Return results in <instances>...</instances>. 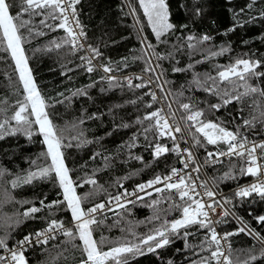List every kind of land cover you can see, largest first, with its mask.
I'll return each mask as SVG.
<instances>
[{
    "label": "trees",
    "instance_id": "obj_1",
    "mask_svg": "<svg viewBox=\"0 0 264 264\" xmlns=\"http://www.w3.org/2000/svg\"><path fill=\"white\" fill-rule=\"evenodd\" d=\"M19 2L11 0L16 6L14 12L19 10ZM167 3L175 29L162 38L165 41L162 43L155 39L139 0H80L75 8L85 29L86 46L88 49L89 46L97 48L101 53V67L94 66L91 73L82 65L81 54L73 52L72 46L64 43L68 39L67 33L58 27V19L48 17V9L43 10V15L25 14L23 17L31 20V32L22 29L25 55L48 105L49 117L63 137L61 150L74 183L79 185L76 192L82 197L90 193L83 201L85 209L116 196L123 188L128 190L147 184L149 180L167 176L172 168L181 166V155L175 151L159 157L154 155L152 145L157 142L173 148L174 142L170 138L157 139L153 129L145 139L143 129L149 122L137 123L138 118L142 119L156 108L148 93L152 87L161 89L156 78L161 72V81L180 117L186 115L180 105L191 103L194 108L204 110L203 119L220 122L249 139L259 140L264 136V119L255 106H264V98L258 94L246 96L223 105L219 110L210 109L209 105L222 101L207 90L213 86V81L206 79L208 76L216 77V84L221 89L231 90L230 84L219 81L218 71L239 58L261 61L257 71L264 72V0H255L251 9L247 5L252 0H167ZM42 19L53 27L41 24ZM190 35L197 38L191 41L196 44L195 49L187 47ZM204 35L211 39L197 43ZM142 38L154 46L155 53L165 58L157 60L152 54L153 49H148ZM53 42L60 43L61 47L56 48ZM221 48L227 50L219 55H210V52H220ZM149 63L155 72L145 71ZM105 65L113 69L109 75L100 70ZM177 68L182 71H174ZM17 72L10 52L0 46V108L5 109L0 113V119L10 117L16 101L23 100ZM197 75L201 78L199 84L194 82ZM109 76L116 77V80L110 82ZM138 76L144 78L143 82L151 79L152 84L136 88L137 83H142L136 79ZM128 77L132 78V87L128 86ZM249 83L264 88V77H254ZM149 103L151 108L147 107ZM254 116L256 119L252 126H246L244 121L252 120ZM196 136L201 144L197 145L192 140L202 162L208 160V152L213 150L215 154L218 151L216 146H224L221 142L207 144L199 133ZM134 137L135 143L131 146ZM43 152H46V145L40 134H34L31 139L22 133L5 135L0 139V170L4 171L0 176V236L6 237L9 247H15L26 235L47 228L52 219L63 221L66 227L74 224L66 204L51 208L40 204L41 200L45 205L63 200L62 189L56 179L34 178L31 183L21 180L17 187H12L11 182L17 177L24 178L30 171H35L37 165L50 163V157H40ZM247 166L240 157L225 160L219 165L209 164L206 169L216 186L231 191L255 177L240 174V168ZM228 172L232 173V178L225 177ZM87 179H95L97 185L85 183ZM155 188L143 192L140 195L142 199L136 196L125 208L98 213L96 218L102 223L94 226V237L97 241L104 239L101 246L105 251L126 242L138 243L163 222L170 225L182 217L183 202L179 200L178 193L167 189L158 193ZM228 196L235 216L226 217L219 227L222 233H237L228 238L233 257L243 260L250 249L259 257V241L247 232H238L241 223L237 218L248 229L264 236V223L256 219L264 215V199L255 194L247 198H237L232 193ZM153 201L159 203L154 205ZM33 206L41 208V211L24 217L22 213ZM184 231L181 229L179 234L171 235L170 243L155 252H148L147 246H142L143 254H125L128 264H168L169 261L171 264H193V261L200 264L202 258L210 255L199 247L208 230L190 227L187 231L191 235L186 238ZM65 239L62 236L47 245L30 247L24 252L28 264H76L81 259V251L64 244ZM3 252L0 249V254ZM255 264H264V259L258 258Z\"/></svg>",
    "mask_w": 264,
    "mask_h": 264
},
{
    "label": "snow or ice",
    "instance_id": "obj_2",
    "mask_svg": "<svg viewBox=\"0 0 264 264\" xmlns=\"http://www.w3.org/2000/svg\"><path fill=\"white\" fill-rule=\"evenodd\" d=\"M80 0H20L19 10L13 11L16 7L11 0H0V46L4 51L10 52L12 59L15 62L16 70L19 73V80L22 84L23 89V100L16 101L13 106L14 111L12 115L5 116L0 119V139H3L5 135H15L22 133L29 139L34 134H40L43 136V143L46 145V152L40 154V157H50V163L47 166L37 165L35 171H30L26 177H17L13 180L12 187L15 188L21 182L31 183L34 178L46 179L52 177L58 181V186L62 189L63 200L53 201L51 204L45 205L44 201L41 200L40 204L44 207H55L60 204H66L67 208L71 212L72 220L74 224L72 227H66L63 221L52 219L48 223V227L43 231H38L34 234L26 235L23 239L17 242L15 247H9L6 242V237L0 236V249H3L6 254H0V264H28V260L24 254L25 245H31L33 238L37 243L47 245L49 240H55L58 235L64 236L66 239L64 244L69 245L72 248H79L81 251V259L77 264H128V259L125 254H143L142 246H147L148 252H155L159 248H163L170 243V236L179 234L181 229H184V237L191 235L187 231L190 227H197L199 229H207L208 235L205 240L201 242L199 246L201 251H208L209 256L202 258L200 264H255L260 259H264V236L254 230L247 228L243 224L240 218H237V222L241 223L238 232H247L248 235L257 239L261 245L259 257L253 254V250L248 251L247 258L241 260L239 257L234 258L232 255L231 244L228 242V238L232 235L237 234L236 232H225L223 234L218 233L215 224L223 223V219L213 220L210 213L216 212V207L223 209L222 216L228 217L231 213L225 208V204H231L230 200L225 199L224 203L215 200L217 193L208 187L207 181L197 183L198 176L194 179L192 173L180 174V170L176 168L171 169V175L155 177L149 180L147 184L138 185V191L144 192L146 188H152L158 184H164V188H155V191L160 193L165 189L168 191L175 190L179 195V200L183 202L182 217L173 220L170 225L167 221L163 222L159 228H156L153 233L142 238L138 243L126 242L118 247H112L105 251L102 248L104 239L100 241L94 237V226H97L102 221H98L96 214L103 212L106 205L99 203L93 207L85 209L83 207V201L88 198L89 194L80 196L76 192V185L70 175V170L67 167L64 160V153L61 150L63 145V137L59 134L60 130L54 125L52 119L49 117V113L46 110L48 105L46 104L45 98L41 95V92L35 82L32 74V69L29 67L28 57L25 55L23 43L24 36L22 29H27L31 32V20L24 19V15H43V10L48 9V17L53 20H62V23L58 25L59 28L64 29L67 33L68 39L64 43L69 44L73 48L83 47L79 43L80 39L86 36L83 31V27L80 24L79 19L76 17L75 5ZM255 0L249 3L247 7L251 9ZM139 6L143 9V15L147 19L148 25L151 26V30L155 35V39L158 42H165L162 38L168 33L175 29V25L170 21L169 5L167 0H139ZM41 10V11H37ZM134 11V9H133ZM243 11V9H241ZM199 14V10H197ZM264 15V13H262ZM69 16L72 20H69ZM41 24L46 27L52 28L53 26L47 24L46 19L40 21ZM234 30V29H233ZM43 34V33H38ZM211 39L210 36L204 35L199 42H206ZM197 40L194 36H188L187 47L189 49H195L196 44L191 41ZM54 43L56 48H60V43ZM142 43L146 44L148 49H153V55L156 56L157 60L164 59L158 53H155L154 46L142 38ZM227 49L221 48L220 52H210V55L215 56L221 54ZM89 51L98 57L101 55L97 48L89 46ZM171 55V53H169ZM82 60L87 61L86 71L91 73L94 70L92 60L93 57H81ZM261 66V61L252 59H236L234 63L228 65L223 70L218 71V79L220 82H227L231 85V90L228 88L221 89L216 84V77L208 76L207 80L213 81V86L207 90L212 92L214 95L220 97L222 103H216L209 105L210 109L219 110L223 105H227L235 101H240L243 97L253 96L258 94L261 98H264V88L254 86L249 83L252 78L264 77V72H258L257 69ZM192 67V65H189ZM110 66H103L105 73L112 72ZM146 72H155L156 69L149 63L148 67L145 68ZM174 71H182V69H174ZM162 72L157 75L159 80ZM107 79L115 81L116 77L109 76ZM141 80L142 83L136 84V88L146 87L147 83L151 81L143 82L142 76L136 77ZM201 78L197 75L194 77V82L199 84ZM128 86L132 87V78L128 77ZM242 82V83H241ZM243 89V91H241ZM151 95L152 102H156L157 97L155 93H148ZM135 101H133L134 103ZM260 109V117L264 119V106L260 104L255 105ZM148 108L152 107V104L147 105ZM186 115L182 116L181 119L185 121V125L182 128L181 125L176 121L175 112L171 111V105L168 106L169 114L164 113L163 108H158L151 112H148L143 118H138L137 123L143 124L144 121L149 123L144 127L145 139H147V133L156 130V138L168 137L174 142V147L170 149L167 145L161 143H155L154 155L156 157L162 154L168 153L169 151H175L178 154L182 151L186 154L187 161H191L195 165L192 169L193 172L199 173V165L195 164L193 160V153L191 149H180L177 141V133L181 134L185 130L191 134L195 144L200 145L201 140L197 138L196 134L199 133L207 144L216 145L223 142L227 145L226 150L218 151L217 153L208 152V157L215 156L217 159L220 156H237L245 158V162L248 165L246 168H240V174H248L256 177L264 176V163L258 162L264 158V143H252L248 141L246 136L241 135L238 131H232L222 126V123L203 119L205 113L203 109L194 108L191 103H182L180 105ZM5 109L0 108V113H4ZM171 118V122H170ZM256 119L254 116L252 120H245L246 126H252L253 121ZM82 122V121H81ZM127 127V125H125ZM194 129V132H193ZM135 143V137L133 138V145ZM257 149L260 150V155H257ZM38 157L37 159H40ZM95 159V156L93 157ZM139 159V158H138ZM213 162H216L215 160ZM36 164L37 161H32ZM184 169L189 168V163L182 161ZM4 171L0 170V176H3ZM176 177V182L172 181V178ZM226 178H232V173H225ZM85 183L97 185L95 179H87ZM122 186V185H121ZM203 189V191H197V188ZM257 194L260 198L264 199V179L258 180L256 183H252L246 187L240 188L235 196L240 198H247ZM151 195V193H148ZM128 195L137 196L138 199H142L137 195V192L128 193L125 190L121 195L112 197V200L117 202L116 207L125 208L126 203H132L133 201H126V203H120L122 196ZM205 197L208 198L205 201ZM111 203V200L108 201ZM159 203L153 201V204ZM111 211L112 209H108ZM41 211V208L31 207L27 209L22 215L24 217H31L33 214ZM158 218V217H157ZM258 222L264 223V215L256 218ZM79 241L80 243H76ZM191 247V245H186ZM206 246V247H205ZM67 250V249H65ZM171 264V261L168 262ZM193 264L197 262L193 261Z\"/></svg>",
    "mask_w": 264,
    "mask_h": 264
},
{
    "label": "built area",
    "instance_id": "obj_3",
    "mask_svg": "<svg viewBox=\"0 0 264 264\" xmlns=\"http://www.w3.org/2000/svg\"><path fill=\"white\" fill-rule=\"evenodd\" d=\"M75 7H76V5H75ZM76 17H77V14H76ZM69 20L71 21L72 20V17L71 16H69ZM58 22H59V24L60 23H62V20H59L58 19ZM83 27V31L85 32V29H84V26H82ZM79 43L80 44H82L83 45V47H78V48H73L72 47V50H73V52H75V53H80L81 54V57H93V60H92V64H93V67L94 66H96V67H101L100 65H99V63H100V57H101V55L100 56H98V57H96V56H94V54L93 53H91L90 51H89V49H88V47L86 46L87 45V42H86V39H85V37H83V38H81L80 39V41H79ZM80 57V58H81ZM82 65L83 66H85V70H86V66H87V61L86 60H82ZM101 71H103V67H102V69H100ZM104 72V71H103ZM105 73V72H104ZM108 75L110 74V73H107ZM158 74V73H157ZM159 75V74H158ZM148 81H151V79H148ZM159 82H160V88L161 89H158V88H154V87H152V90L150 91V93H155V95H156V97H157V100H156V102H153V105H156V108H155V110L156 109H158V108H163L164 109V113L166 114V115H168L169 114V108H168V106L169 105H171V111L172 112H175V117H176V121L181 125V127L183 128L184 127V125H185V123H183L182 121H181V117L179 116V114L177 113V111H176V109H175V104H174V101L170 98V96H169V92L167 91V88H165V86H164V84H163V82L161 81V78H159ZM137 84H139V83H137ZM150 84H152V83H150ZM142 88V87H141ZM141 88H139V89H141ZM150 96V100H151V95H149ZM152 101V100H151ZM170 122H171V118H170ZM177 135V141L175 142V143H179V145H180V149L181 150H183V149H191V151H192V153H193V160L195 161V164L196 165H199V168H200V171H199V173H195V172H193L192 171V169H193V167L195 166V165H193V163L191 162V161H187V159H186V154L185 153H183L182 151L179 153V155H181L180 156V164H181V166L178 168V170H180V174L181 175H184V174H186V173H189V172H191L192 173V176H193V178L195 179L197 176H198V181H197V183L199 184L200 182H203V181H207V183H208V187H210V188H212V190H214L216 193H217V195H216V197H215V200H217V201H219V202H221V203H224V201H225V199H227V200H229V194L230 193H232V194H234V196H235V193L240 189V188H242V187H246V186H248V185H251L252 183H256V182H258V180H260V179H264V176H262V177H254L253 179H251V181H249V182H246V183H243V184H239V186H237V187H235L233 190H231V191H229V190H224L223 188H221V187H218V186H216V184L214 183V182H212L213 180L211 179V176H209V173H208V171H207V165H209V164H212V163H215L216 165H219V164H222V162H225V160H235V159H238V158H240V157H237V156H220V157H218V159L215 157V156H213V157H208V160H206V161H204V162H202L199 158H198V156H199V152L196 150V147H195V145H194V142H193V140H192V138L190 137V135H189V133L187 132V130H185V132L183 133V138H181V134L180 133H177L176 134ZM263 135H264V129H263ZM165 138H168V137H165ZM248 139V141H250V142H252V143H264V136H263V138H261V139H259V140H253V138H247ZM173 142V141H172ZM221 143H223V142H221ZM224 144V143H223ZM173 147H174V144H173ZM216 148H217V150L218 151H221V150H226V148H227V145L226 144H224V146H216ZM217 151V152H218ZM212 153H213V150L211 151ZM216 152V153H217ZM177 153V152H176ZM178 154V153H177ZM257 155L259 156L260 155V150L259 149H257ZM241 158H243V157H241ZM244 160H245V158H243ZM216 161V162H213V161ZM182 161H185V162H188L189 163V168H187V169H184V164L182 163ZM258 162H260V163H264V158H262V159H260ZM177 169V168H176ZM169 175H171V173L169 174ZM168 176V175H167ZM164 176H161V178H163ZM176 177H173L172 178V181H170V182H176ZM158 186H163L164 187V184H158V185H155L154 187H158ZM149 188H146L145 189V191L144 192H146L147 190H148ZM125 188H123L122 190H120V192H119V194H117V195H121L122 193H124L125 192ZM137 192V195L138 196H140L141 194H143V192H139L138 191V185H136L134 188H132V189H128L127 190V192L128 193H132V192ZM197 191H203V189H201V188H197ZM253 194H255V193H253ZM116 195V196H117ZM255 195H257V194H255ZM113 197V196H112ZM112 197H110L108 200H106L105 202H101V203H104L105 205H106V207H105V209L103 210V212H105V211H109L108 209H115V208H119V207H116V204H117V202L115 201V200H112L111 198ZM115 197V196H114ZM235 197H237V196H235ZM136 198V196H132V195H128V196H126V197H124V196H122V199H121V201H120V203H126V201H131V200H133V199H135ZM237 198H239V197H237ZM205 199V201H207L208 200V198L207 197H205L204 198ZM109 200H111V203H108V201ZM100 203V202H99ZM99 203H97V204H99ZM127 204V203H126ZM225 208H227L229 211H230V216H235L234 214H232V211H231V209H230V204H225ZM222 212H223V209H221L220 207H216V212L215 213H210V215H211V217H212V219L213 220H215V219H220V218H222L223 220L226 218V217H223L222 216ZM99 213V212H98ZM98 213L96 214V216L98 215ZM102 213V212H101ZM215 227H216V230H217V232L218 233H221V234H223L221 231H220V227H219V224H215L214 225ZM48 227V226H47ZM46 228H43V229H41V230H39V231H43V230H45ZM36 232H38V231H36ZM36 232H34V234L36 233ZM34 234H33V236H34ZM60 237H62V235H58L57 236V238L55 239V240H49V242H53V241H56V240H58V239H60ZM228 242L230 243V241L228 240ZM44 245V244H40V243H37L36 242V240H35V238H33V241H32V244L31 245H25V248H24V252H27L29 249H30V247H32V246H34V245ZM4 251V250H3ZM2 254H6L5 252H3ZM77 264V263H76ZM214 264H215V261H214Z\"/></svg>",
    "mask_w": 264,
    "mask_h": 264
},
{
    "label": "rangeland",
    "instance_id": "obj_4",
    "mask_svg": "<svg viewBox=\"0 0 264 264\" xmlns=\"http://www.w3.org/2000/svg\"><path fill=\"white\" fill-rule=\"evenodd\" d=\"M13 63L15 64V62H14V60H13ZM17 74H18V78H19V73L17 72ZM20 81V80H19ZM22 86V85H21Z\"/></svg>",
    "mask_w": 264,
    "mask_h": 264
}]
</instances>
